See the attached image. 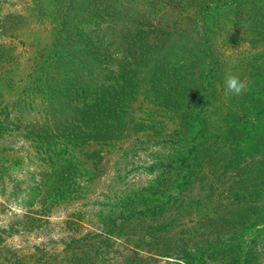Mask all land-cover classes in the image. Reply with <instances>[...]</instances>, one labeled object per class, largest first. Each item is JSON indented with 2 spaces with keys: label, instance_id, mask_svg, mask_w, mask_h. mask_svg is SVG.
Masks as SVG:
<instances>
[{
  "label": "rangeland",
  "instance_id": "rangeland-1",
  "mask_svg": "<svg viewBox=\"0 0 264 264\" xmlns=\"http://www.w3.org/2000/svg\"><path fill=\"white\" fill-rule=\"evenodd\" d=\"M189 257L264 264V0H0V264Z\"/></svg>",
  "mask_w": 264,
  "mask_h": 264
},
{
  "label": "trees",
  "instance_id": "trees-1",
  "mask_svg": "<svg viewBox=\"0 0 264 264\" xmlns=\"http://www.w3.org/2000/svg\"><path fill=\"white\" fill-rule=\"evenodd\" d=\"M62 25V24H61ZM115 70L118 71L117 68ZM87 71V69H85ZM119 76V72L114 73V77L110 78L109 83H105V87H103V84H99L97 87H91V84H86L85 82L81 84L80 87L72 89L71 85L69 84V89L71 90V97L79 96L81 98L80 102V109L79 112L86 113L83 116V122H89L90 119L95 121L96 115L93 112H101V108L103 106L101 105L102 101L109 100L110 98H113V87L115 86L114 79ZM69 77V76H68ZM70 81V80H69ZM128 81V80H127ZM68 89V88H67ZM75 90H78L79 93L75 92ZM79 94V95H77ZM105 110H103L104 112ZM107 112H111L110 109H108ZM109 122V116H106V122ZM113 121H110V124H112ZM87 128V127H86ZM192 150H189L187 155L179 160L178 155H171L167 159V161L163 159H157L154 162L150 164L149 169H153L154 167L159 169V172L157 175L153 178L151 181L150 187V194L153 197V200L155 201L152 203L150 209H154V207L162 208L166 203H168L172 192L180 189V186L178 182H176V173L174 169H178L180 166H189L188 163L185 162L187 157H189ZM61 152H55L54 155L58 156ZM172 173H174L172 175ZM170 189V190H169ZM168 193V194H167ZM164 195H167V199L162 200L161 198L164 197ZM162 200V201H161ZM195 261H199L198 258L195 257H189L188 260L185 261V264H194Z\"/></svg>",
  "mask_w": 264,
  "mask_h": 264
},
{
  "label": "clouds",
  "instance_id": "clouds-1",
  "mask_svg": "<svg viewBox=\"0 0 264 264\" xmlns=\"http://www.w3.org/2000/svg\"><path fill=\"white\" fill-rule=\"evenodd\" d=\"M226 90L234 94H240L246 91V85L236 75H228L225 78Z\"/></svg>",
  "mask_w": 264,
  "mask_h": 264
}]
</instances>
